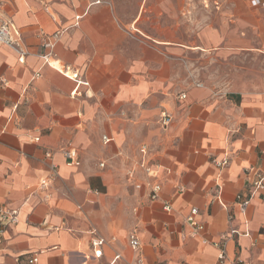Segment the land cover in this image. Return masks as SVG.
Masks as SVG:
<instances>
[{"label":"crops","instance_id":"1","mask_svg":"<svg viewBox=\"0 0 264 264\" xmlns=\"http://www.w3.org/2000/svg\"><path fill=\"white\" fill-rule=\"evenodd\" d=\"M94 1L0 0V23H15L27 52L22 63L0 42V203L19 210L0 233V264L34 255L37 264H264V189L246 213L237 202L264 174V91L215 83L196 63L227 50L264 53L262 6ZM66 66L89 81L80 94L59 70ZM164 110L173 117L166 127ZM143 145L156 178L139 165ZM68 147L81 165L66 163ZM227 156L226 166L213 162ZM151 181L162 185L156 200ZM193 207L204 224L197 236L187 222ZM95 237L106 239L99 257Z\"/></svg>","mask_w":264,"mask_h":264},{"label":"built area","instance_id":"2","mask_svg":"<svg viewBox=\"0 0 264 264\" xmlns=\"http://www.w3.org/2000/svg\"><path fill=\"white\" fill-rule=\"evenodd\" d=\"M100 2H101V0H95L94 2H92V4L100 3ZM255 2L257 4H260L262 6V9L264 10V1L255 0ZM58 35H59V32L55 33L54 37H57ZM0 42L14 46L15 48H17V50L19 51V61L22 63L25 62L27 52L21 47V33L13 21L3 20L0 23ZM52 45H53V43L51 41H47L44 44L45 47H52ZM43 57H44V60L47 64H49L50 66H54L53 61L50 59V54H45ZM59 70H61L67 76H69L70 78H72L73 80H75L77 82V86L72 93L73 95L80 94V91H79L80 85H87V86L89 85V81L82 79L78 71L71 70L67 66L64 68L60 67ZM39 76H40V72H36L35 78H37ZM182 97L185 98L186 94H182ZM172 119H173V117H172V114L170 113V111L164 110L162 112L161 123L163 126H165V127L168 126L171 123ZM39 139H40L39 137L35 138V140H39ZM103 140L105 143L110 141V139L107 136H104ZM140 153L143 156V159L139 162V165L141 166V168L144 170L145 174L148 177L156 178L158 167L156 164L154 165L153 163H151L149 161L150 151H149L148 147L146 145H143L140 148ZM63 154L66 158V163L68 165H70V166L81 165V159L79 157V152L76 148H74V147L65 148V149H63ZM47 156H51V153L48 152ZM213 162L218 167H223V166H226L229 164L230 158L227 156V157H224L222 159H213ZM101 165H104V164L102 163ZM52 168H53L54 174L57 175L58 171H57L56 164H53ZM128 175L131 177L133 175V171L132 170L129 171ZM41 185L46 186L47 181L42 180ZM149 187H150L149 197L152 200L158 199L160 192H161V189H162L161 183L157 182V181H151V182H149ZM263 189H264V174L257 173L255 179L252 182V193H251V195L248 197H243L240 194L237 195V202H238V205H239L242 213H246V211H247V209L251 203L252 195L256 194L258 191L263 190ZM181 190H183V188H181ZM164 208H165V210L169 211L172 209V206L169 203H165ZM198 214H199V208L193 207L191 209L190 215L187 218V222H188L189 226L191 227V232H190L191 236H197L204 229V224L197 219ZM18 215H19L18 209L9 208V207L5 206L4 204L0 203V233L4 232L8 226L15 224L18 221ZM93 232L95 233L96 230ZM240 233L241 232H239L237 229H232L230 231V235H235V234H240ZM230 235L224 234L222 236V240L220 242L216 243L220 248V254H219V260L220 261H223L226 258V240L228 239V237H230ZM245 235H249V232H245ZM105 242H106V239L104 237H95L93 239L92 243H93V246L95 248L94 256L99 257L102 255L101 247ZM129 242H130V245L134 249L137 250L140 248L141 242L137 236L136 230H133L131 232L130 237H129ZM117 257H120V256L117 255ZM37 262H38V256L37 255H34L33 257L29 258V260H28L29 264H37ZM236 264H251V263L249 261L238 258L236 261Z\"/></svg>","mask_w":264,"mask_h":264},{"label":"rangeland","instance_id":"3","mask_svg":"<svg viewBox=\"0 0 264 264\" xmlns=\"http://www.w3.org/2000/svg\"><path fill=\"white\" fill-rule=\"evenodd\" d=\"M197 59V65L210 76L213 75L215 83L243 90L264 91V53L261 51L227 50L223 56H211L208 62L205 58Z\"/></svg>","mask_w":264,"mask_h":264}]
</instances>
